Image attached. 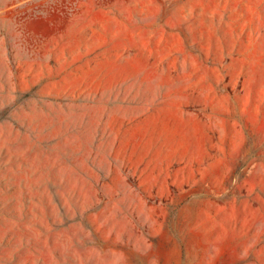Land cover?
I'll return each mask as SVG.
<instances>
[{
	"label": "rangeland",
	"instance_id": "obj_1",
	"mask_svg": "<svg viewBox=\"0 0 264 264\" xmlns=\"http://www.w3.org/2000/svg\"><path fill=\"white\" fill-rule=\"evenodd\" d=\"M0 264H264V0H0Z\"/></svg>",
	"mask_w": 264,
	"mask_h": 264
}]
</instances>
